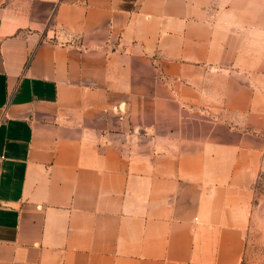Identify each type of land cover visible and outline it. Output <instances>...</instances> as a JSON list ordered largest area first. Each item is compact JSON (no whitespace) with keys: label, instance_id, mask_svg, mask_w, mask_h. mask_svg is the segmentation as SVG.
<instances>
[{"label":"crops","instance_id":"obj_1","mask_svg":"<svg viewBox=\"0 0 264 264\" xmlns=\"http://www.w3.org/2000/svg\"><path fill=\"white\" fill-rule=\"evenodd\" d=\"M264 163V0H0V264H241Z\"/></svg>","mask_w":264,"mask_h":264},{"label":"rangeland","instance_id":"obj_2","mask_svg":"<svg viewBox=\"0 0 264 264\" xmlns=\"http://www.w3.org/2000/svg\"><path fill=\"white\" fill-rule=\"evenodd\" d=\"M241 264H264V163L252 184V200Z\"/></svg>","mask_w":264,"mask_h":264}]
</instances>
